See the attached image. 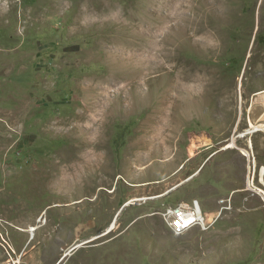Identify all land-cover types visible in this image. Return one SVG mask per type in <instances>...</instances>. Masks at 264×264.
Here are the masks:
<instances>
[{
	"label": "rangeland",
	"instance_id": "rangeland-1",
	"mask_svg": "<svg viewBox=\"0 0 264 264\" xmlns=\"http://www.w3.org/2000/svg\"><path fill=\"white\" fill-rule=\"evenodd\" d=\"M0 264H264V0H0Z\"/></svg>",
	"mask_w": 264,
	"mask_h": 264
},
{
	"label": "built area",
	"instance_id": "built-area-1",
	"mask_svg": "<svg viewBox=\"0 0 264 264\" xmlns=\"http://www.w3.org/2000/svg\"><path fill=\"white\" fill-rule=\"evenodd\" d=\"M167 224L175 235H182L195 228L206 229V215L199 200L184 202L163 213Z\"/></svg>",
	"mask_w": 264,
	"mask_h": 264
},
{
	"label": "bare ground",
	"instance_id": "bare-ground-1",
	"mask_svg": "<svg viewBox=\"0 0 264 264\" xmlns=\"http://www.w3.org/2000/svg\"><path fill=\"white\" fill-rule=\"evenodd\" d=\"M254 131H256V129L254 130ZM251 132H253V130H251ZM250 133V132H249ZM231 145L230 146H233V143H230ZM114 228H116L115 227V224H112V226L109 228V232H111V231H113L114 230ZM35 232V228H31V233L33 234ZM34 235V234H33ZM70 252V251H69ZM68 252V253H69ZM68 253L66 254V255H68Z\"/></svg>",
	"mask_w": 264,
	"mask_h": 264
},
{
	"label": "crops",
	"instance_id": "crops-1",
	"mask_svg": "<svg viewBox=\"0 0 264 264\" xmlns=\"http://www.w3.org/2000/svg\"><path fill=\"white\" fill-rule=\"evenodd\" d=\"M150 181H146V182H142L140 185H139V188L140 189H143V190H145V189H147L148 187H149V185H148V183H149Z\"/></svg>",
	"mask_w": 264,
	"mask_h": 264
}]
</instances>
